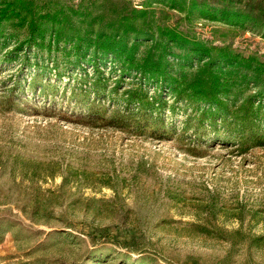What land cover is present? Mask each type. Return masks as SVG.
I'll return each instance as SVG.
<instances>
[{
	"label": "rangeland",
	"instance_id": "374dc122",
	"mask_svg": "<svg viewBox=\"0 0 264 264\" xmlns=\"http://www.w3.org/2000/svg\"><path fill=\"white\" fill-rule=\"evenodd\" d=\"M9 1L0 264H264V0Z\"/></svg>",
	"mask_w": 264,
	"mask_h": 264
},
{
	"label": "trees",
	"instance_id": "16d2710c",
	"mask_svg": "<svg viewBox=\"0 0 264 264\" xmlns=\"http://www.w3.org/2000/svg\"><path fill=\"white\" fill-rule=\"evenodd\" d=\"M148 3H153V2H157V3H165L167 6H169L170 8H173V9H180V10H184L182 9V5H181V2H179V0H147ZM190 2H192L195 6V7H198L197 4H195V1L194 0H190ZM2 7H0V14H3V12H7L8 10H15L16 8L12 7L14 6L12 4L11 1L9 2H4V3H1ZM201 7V8H200ZM200 9L202 10V15L203 16H214L216 14V12L218 11V13L220 14L219 16H221L220 18H222V20L228 24H238L239 19L241 17H243L242 13L240 11H230V10H227L226 8H223V9H218V8H214V7H210V6H207L204 2H202L200 4ZM19 12V11H18ZM62 13L61 11H58V12H50V13H46L43 15V17H45L47 19V21H51L52 23H56L57 21V17L58 15ZM7 17V16H6ZM212 18V17H211ZM124 19H127L124 18ZM132 30H135V28H132ZM159 30L162 31L161 35H167L169 40L171 41H176L178 43H180V45H185V44H191L192 48L191 50H193L194 52H201L202 54H207L206 52L209 51L208 48H204L201 43L199 41H195V40H189L188 38H186L181 32L179 31H176L174 29L172 30H168L167 28L164 29V28H160ZM54 36H56L55 38V42L58 41V39L60 38L59 34L57 31H55L53 33ZM152 39L151 36H149L146 40H150ZM136 40H138V37H136ZM203 51L205 53H203ZM206 84L209 85V87L211 88L212 86L214 87V89L216 90L217 86L215 84H213V82L210 80V79H207L206 78ZM169 86V85H168ZM216 86V87H215ZM220 88V87H219ZM218 88V89H219ZM215 90L213 91H209L210 92V95H208L207 99L209 100V102L211 104H216L217 108L221 105V101L220 99L216 98V95H215ZM141 97H139L140 99L141 98H145V96L143 95H140ZM253 104V102H251V97H249L248 99H246V101L244 102V107H245V116H248V111L251 109V105ZM84 118H87L89 120H91L93 118V116L91 115H88ZM246 119V118H245ZM88 121H86L85 124L89 125V124H95V123H87ZM0 225H4L6 227H9V228H12L14 226V220L13 219H10V218H7V217H4L3 215L0 214Z\"/></svg>",
	"mask_w": 264,
	"mask_h": 264
}]
</instances>
